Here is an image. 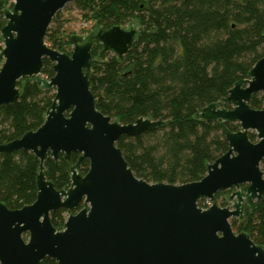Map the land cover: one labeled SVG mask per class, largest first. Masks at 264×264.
Masks as SVG:
<instances>
[{"label":"water","instance_id":"water-1","mask_svg":"<svg viewBox=\"0 0 264 264\" xmlns=\"http://www.w3.org/2000/svg\"><path fill=\"white\" fill-rule=\"evenodd\" d=\"M74 1L15 0L4 10L0 107L19 100L22 78H33L44 90L56 92L37 130L0 144V154L26 150L40 161L34 203L12 210L0 202V264H41L47 257L57 264H264V248L248 233H236L230 222L243 218L245 204L264 196V109L249 105L253 95L264 92V57L221 102L200 112L202 119L222 127L227 152L207 165L200 181L149 183L133 173L116 143L164 121L140 117L122 124L103 114L88 75L94 45L102 46L101 59L111 52L121 60L138 31L116 25L85 37L74 35L71 54L59 52L45 37L55 15ZM44 58L53 64L49 79L41 77ZM231 123L239 130H230ZM249 132L256 134V142ZM60 155L69 164L71 183L58 190L46 178L44 162ZM85 160L89 169L82 175L79 168ZM242 185L247 188L242 190ZM227 190H233L230 207L198 205ZM59 209L70 212L62 230L50 220Z\"/></svg>","mask_w":264,"mask_h":264},{"label":"trees","instance_id":"trees-1","mask_svg":"<svg viewBox=\"0 0 264 264\" xmlns=\"http://www.w3.org/2000/svg\"><path fill=\"white\" fill-rule=\"evenodd\" d=\"M72 3L100 29L124 27L133 21L139 25L133 47L121 60L111 52L101 59L98 51L102 46L94 45L88 72L96 106L103 114L122 124L134 123L140 117L164 121L151 131L135 137L122 136L117 141L133 173L149 183L181 185L200 181L207 173V165L229 148L219 123L202 119L200 112L211 103L221 102L229 89L246 78L254 64L264 57V0ZM6 7V1L0 0V52L1 29L7 23ZM60 16L59 11L45 42L59 52L71 54L68 41L62 37ZM43 64L42 75L49 79L54 75L53 64L47 58ZM18 87L19 100L0 107V144L37 130L55 97L33 78L20 79ZM249 105L264 109V93L253 95ZM227 126L232 131L239 130L237 123ZM249 138L257 141L254 132H249ZM72 159L76 163L78 154L74 153ZM39 164L30 151L0 154V202L12 210L34 203ZM44 167L46 178L56 189L70 186L69 164L63 155L58 160L48 157ZM261 167L264 170V159ZM88 169L89 161L85 160L79 171L84 175ZM203 200L198 203L200 207ZM65 214L66 209L51 213V223L57 230L63 229ZM231 224L236 233H248L254 243L264 248V196L259 202L245 204L243 218L233 219ZM41 264L57 262L47 257Z\"/></svg>","mask_w":264,"mask_h":264},{"label":"rangeland","instance_id":"rangeland-1","mask_svg":"<svg viewBox=\"0 0 264 264\" xmlns=\"http://www.w3.org/2000/svg\"><path fill=\"white\" fill-rule=\"evenodd\" d=\"M5 1H6V6H7L6 9H11L14 5L15 0H5ZM60 15L61 16H60L59 20L63 23L62 37L68 41L70 48H71V52H72V45L70 42L71 37H73L74 35L85 37V36L89 35L90 33L97 32L101 28L100 25L97 24L94 20L84 18L82 11L73 3L67 4L64 7V9H62L60 11ZM85 24H87V25L85 26ZM124 27L127 29L133 27V28L137 29V31H139V25L136 21H133ZM67 47H68V44H66V49H67ZM101 49L102 48H100L98 51L99 54H100ZM63 53H65V52H63ZM106 56H107V54H106ZM96 59L100 60L98 56L96 57ZM0 63L2 64V61H0ZM41 77L44 79H48V78L44 77L43 75H41ZM50 90L52 91V93L56 92V90L54 88L50 89ZM262 93H264V92H262ZM233 190H231V191L227 190L229 192L221 193L218 195V197H217V195H215L214 201H211L209 199H204L202 201V203H203L202 207L204 209H206V208L210 207L213 204V202H215L220 207H230L232 205V202L228 199V197L230 196V194ZM242 190H244V189H242ZM69 214H70V212H68V214H65L66 218L68 217ZM233 219H238V218H231L230 222Z\"/></svg>","mask_w":264,"mask_h":264},{"label":"flooded vegetation","instance_id":"flooded-vegetation-1","mask_svg":"<svg viewBox=\"0 0 264 264\" xmlns=\"http://www.w3.org/2000/svg\"><path fill=\"white\" fill-rule=\"evenodd\" d=\"M230 106H231V105H230ZM230 108H232V107H230ZM230 108H228V109H230ZM79 169H80V168H79ZM68 188H69V187H68ZM241 188L245 190V189L247 188V185H242ZM66 189H67V188H66ZM231 193H232V192H231ZM82 207H85V205L82 204V205H81V208H82ZM68 212H69V211H68ZM65 220H66V219H65Z\"/></svg>","mask_w":264,"mask_h":264},{"label":"built area","instance_id":"built-area-1","mask_svg":"<svg viewBox=\"0 0 264 264\" xmlns=\"http://www.w3.org/2000/svg\"><path fill=\"white\" fill-rule=\"evenodd\" d=\"M87 24H85V26H86ZM203 208V207H202ZM204 209V208H203Z\"/></svg>","mask_w":264,"mask_h":264}]
</instances>
